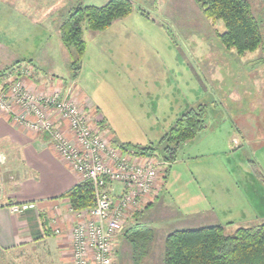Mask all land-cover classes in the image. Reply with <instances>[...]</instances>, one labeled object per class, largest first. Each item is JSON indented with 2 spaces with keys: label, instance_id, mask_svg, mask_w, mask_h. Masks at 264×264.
<instances>
[{
  "label": "rangeland",
  "instance_id": "374dc122",
  "mask_svg": "<svg viewBox=\"0 0 264 264\" xmlns=\"http://www.w3.org/2000/svg\"><path fill=\"white\" fill-rule=\"evenodd\" d=\"M106 1L22 0L18 14L11 16L12 32L5 31L0 40L17 51V61L24 62L15 67L11 66L16 60L6 62L7 67L0 71L10 69L0 79V86L7 90L9 79L20 77L16 72L30 60L36 69L31 68L29 76L24 74L22 81L39 74L56 84L54 88L43 84L32 90L34 93L54 94L63 88L92 127L99 128V119L91 115L94 111H88L82 101L92 102L91 108L104 119L115 145L154 148L148 158L159 162L163 170L158 200L139 215V227L127 231L130 223H124L121 233L125 242L117 247L120 260L115 264H163L165 237L175 230L222 225L228 236L240 227L263 222L264 212L254 213L246 201L264 194V181L251 179L242 172L244 168H233L240 158L224 148L225 143L229 146V141H224L228 121L219 130L200 131L194 140L180 145L173 161L164 159L162 137L190 104L194 108L202 103L206 121H214V114L221 111L214 96L250 84L243 75L250 64L240 63L238 55L218 38L225 30L223 23L205 18L197 0H131V13L107 29L82 27L85 50L73 70L76 52L63 45L60 29L79 4L101 6ZM216 63L230 65L227 67L238 77L223 82L208 79ZM229 101L225 98V105L234 106ZM242 108L247 109L246 104ZM109 133L104 134L106 141ZM243 152L244 157H251L248 147ZM241 172L244 182L239 187ZM114 189L118 194L120 184L114 183ZM243 203L245 208L240 207ZM135 229L138 235H130ZM28 252L22 251L18 257Z\"/></svg>",
  "mask_w": 264,
  "mask_h": 264
},
{
  "label": "crops",
  "instance_id": "0c3cea01",
  "mask_svg": "<svg viewBox=\"0 0 264 264\" xmlns=\"http://www.w3.org/2000/svg\"><path fill=\"white\" fill-rule=\"evenodd\" d=\"M21 1L0 0V37L5 34V31L12 32L14 24L11 16L14 12L18 14ZM254 3L258 7V13H262L264 10L261 6L264 0H254ZM29 7L30 5L27 10ZM262 21H264V14ZM263 49L259 48L237 56L240 63L251 66L243 73L250 80V84L247 88L243 85L240 90L232 89L224 96L215 95L214 104L220 105L221 111L214 114V121L210 122L206 121V112L205 126L201 130L214 132L228 121V130H225L227 139L224 141L228 140L229 146L225 143L224 148L240 158H237L239 164L237 162L233 168H244L242 172L249 174L251 179H257V181H264V80L261 79L264 77ZM15 52L17 53L8 42L5 44L0 40V69L7 67L6 62H10V59L17 61ZM230 53L233 54V52ZM26 66L36 69L33 64H26ZM222 66L216 63L207 78L223 82L224 78L238 77L231 67H227L230 65ZM42 78L39 74H33L32 77L24 79L23 83L31 90L43 84H48L52 86L51 88L56 85L51 79L43 80ZM225 98L230 100L231 104L233 102L234 106L233 104V107L225 105ZM82 102L87 105L88 111H94V114H91L92 117L95 120L97 117L99 122H102L97 128L103 134H108L110 131L107 130L104 119L101 121L97 110L91 108L92 102L87 100ZM244 104L247 109L242 108ZM193 106L195 105L190 104L189 108ZM64 129L68 133L66 128ZM106 136L110 144L114 143L111 134ZM224 141L221 144H224ZM245 147L249 148L255 162L251 157H244ZM245 158L249 165L245 163ZM162 171L160 167L157 169L155 188L143 199L142 207L127 217V219L131 217L130 220H125V223L126 221L130 223L128 228L138 224L140 211H145L157 202L162 186ZM242 172L237 181L239 187L244 182ZM81 181L80 175L52 148L47 135L19 126L12 122L8 115L0 112V195L9 203L33 202L36 204L35 209L18 214H13L4 208L0 209V264H75L72 255L71 230L76 221V212L71 211L68 202L60 196ZM246 202L254 213L259 214L260 210L264 212V194L252 197ZM242 206L245 208L244 203L240 207ZM242 215L245 216L243 213ZM121 232L122 230L114 239L113 264L120 260L117 247L125 242L124 234ZM27 250L29 251L27 255L23 254V258L18 257L20 252ZM91 263L92 260L89 258L88 264Z\"/></svg>",
  "mask_w": 264,
  "mask_h": 264
},
{
  "label": "built area",
  "instance_id": "2783aa9c",
  "mask_svg": "<svg viewBox=\"0 0 264 264\" xmlns=\"http://www.w3.org/2000/svg\"><path fill=\"white\" fill-rule=\"evenodd\" d=\"M30 69L23 66L17 71L20 77H11L7 90L0 86V112L19 126L47 135L60 158L93 188L92 207L81 211L70 207L76 212L71 230L74 263L88 264L90 258L91 264H113L114 239L128 214L140 209L155 188L160 164L148 157H129L112 146L62 88L43 95L27 88L22 76H29ZM114 183L121 186L118 194ZM1 208L18 214L35 209L36 204L9 203L0 195Z\"/></svg>",
  "mask_w": 264,
  "mask_h": 264
},
{
  "label": "trees",
  "instance_id": "16d2710c",
  "mask_svg": "<svg viewBox=\"0 0 264 264\" xmlns=\"http://www.w3.org/2000/svg\"><path fill=\"white\" fill-rule=\"evenodd\" d=\"M197 2L205 18L223 23L225 30L218 34V38L226 49L233 50L236 55L241 56L264 48L261 32L264 11L255 13L251 0H197ZM132 7L131 0H108L101 6L79 4L69 14L60 31L63 45L75 49L73 70H77L85 50L82 27L85 26L91 31H103L114 21L127 17ZM261 7L264 10V4ZM22 61H16L11 67L18 66ZM26 62L32 64L30 60ZM9 69L0 71V79ZM205 116V106L200 104L188 109L176 119L162 137L166 161L171 162L175 159L180 145L194 140L205 126ZM101 123L99 122L100 125ZM111 145L132 156H153L152 146L143 147L138 144L117 146L114 143ZM60 198L65 199L74 211L86 210L94 204L93 188L86 181L75 184ZM141 213L142 211L138 214ZM139 226L138 223L127 231ZM145 228L146 226H141V229ZM136 230L129 234L138 235ZM163 264H264V221L250 227H240L228 236L223 233L222 225L175 230L165 237Z\"/></svg>",
  "mask_w": 264,
  "mask_h": 264
}]
</instances>
